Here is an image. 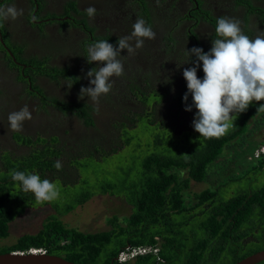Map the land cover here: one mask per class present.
<instances>
[{"label":"trees","instance_id":"trees-1","mask_svg":"<svg viewBox=\"0 0 264 264\" xmlns=\"http://www.w3.org/2000/svg\"><path fill=\"white\" fill-rule=\"evenodd\" d=\"M237 5H240V3H237ZM248 14L257 15L260 21L263 20L264 23V8L247 6L246 15ZM243 18L245 19L246 16ZM242 28V31L246 32L245 35L250 33L246 25ZM107 41L117 46L115 40L107 39ZM18 53L20 54V51ZM31 60H34V58ZM35 61L37 62V60ZM198 71H200V78L202 79L204 76L202 62ZM44 73L48 76V72L45 71ZM54 77V75L51 76V78ZM151 77L146 76L145 81L147 84L152 85L154 79ZM182 80H184L183 84L179 85L181 87L177 89L171 98V101H173L170 102L173 104L172 107H169L171 111L168 109L162 112L160 107H156L157 102H154L148 116L163 117L164 120L162 121L173 122L172 116L185 106L183 96L187 92V82L184 77ZM74 82L76 83V80ZM77 86H81L79 79H77V84L74 87L77 88ZM158 91L166 93L167 90L159 89L155 91V96L159 101L163 95ZM147 99L148 97H145L142 102ZM52 101L55 102L56 100L52 99ZM187 103H191L190 95ZM261 104H264V101H254L245 112L238 115L233 113L236 115L233 129L220 138H200L196 136H200L196 131L191 133V136L188 134V139L185 142L192 140L193 143H196L197 138H199L202 143L198 148L189 151L184 157L171 158V155L164 151L167 148L164 146L168 143V139L163 134L156 136L153 139L152 151L138 160L140 174L136 182H132L128 178V173H125V178L120 184L104 181L93 184V190L88 187L90 183L86 182L81 175H78L79 170L86 168L89 159L94 160V152L100 146L98 141L94 146H89L91 143L87 139L89 138V132L85 131L87 136H85L83 142H80L82 138L67 131L64 125H58V131L63 132L61 143L71 140L73 141V147L76 149L80 143L83 149L87 151L85 155L80 154L79 149L75 151L74 155H70V153L63 155V148L57 147L55 144L59 142V137L46 139L32 138L17 132L12 134V139L24 147V151L10 152L0 148V240L7 237L8 224L13 217L23 212V208H26L28 204L36 205L34 195L30 192H23L17 183L12 180L9 175L12 171L38 174L41 179L59 183L63 189L78 187L80 189L79 193L62 210H58L51 205L57 214L68 213L75 206L87 201L94 193L122 195L123 198V194H128L124 200L132 209L131 213L123 219L122 226L116 223L117 219L112 218L109 221L112 229L100 233H81L72 228H65L55 215H51L47 219L45 218L41 228L34 235H23L11 246L0 247V253L27 252L32 249L44 251L49 255H60L64 260L74 264H125L126 262L117 261L119 254H123L120 247L127 246L125 253L136 248H153L155 244L153 238L158 237L164 241L161 249L155 253L148 252L135 255L133 264H235L245 255L264 248L263 230L257 238L255 237L262 246L258 247L253 242L244 244L245 249L241 251V255L234 258L236 247H240V244L235 242L238 237H232L228 240V233L226 232L228 227L223 228L219 222V219H222V222L228 220L229 224L235 221V223L229 225L232 226V231H234L237 224L245 221L252 220L250 223H253L254 220L262 219L264 221V157L256 161L251 168L254 174H257V177H262V185L258 187L250 185L251 190L249 192L234 195L221 203L219 207L213 205L207 192H202L194 195L196 206L200 207L204 203L207 204L192 215L190 213L192 208L190 210L185 209L180 198L182 197L181 190L187 188L188 180L195 182L203 180L207 166L215 160L231 140L249 135L246 133L248 121L257 115L264 114V112L257 111ZM71 105L68 108L59 109L58 107L57 109L62 113L69 110L68 113L72 112L71 115L85 128H91L97 132L101 131L93 126L91 106L78 102ZM194 112H196L195 108ZM171 113L173 115L168 117ZM135 118L140 120L142 117L136 116ZM148 122L153 124L150 120ZM62 123L65 122L62 121ZM162 123L164 124V122ZM159 126L163 127L165 125L161 124ZM63 127L64 129H62ZM160 131L163 133V130ZM127 133L129 132L125 131V134ZM98 137L101 139L99 135ZM135 138L137 139V137ZM133 157L137 160L135 155ZM57 160L62 163L60 170L54 167ZM94 161L97 162V160ZM134 164H131L130 171L134 169ZM180 171L186 172L185 179L180 177ZM68 182L71 185H68ZM124 188L128 191L127 193ZM10 205L17 208L10 210ZM197 219L200 220L199 224H193L192 221ZM225 243H227L226 246L223 245ZM109 244L113 246L106 247ZM100 256L102 259H100ZM260 264H264V262Z\"/></svg>","mask_w":264,"mask_h":264},{"label":"flooded vegetation","instance_id":"flooded-vegetation-1","mask_svg":"<svg viewBox=\"0 0 264 264\" xmlns=\"http://www.w3.org/2000/svg\"><path fill=\"white\" fill-rule=\"evenodd\" d=\"M236 1L237 3L241 2L242 5L236 6ZM4 2L8 3L7 5H15L17 8L23 9L22 16L15 21H6L3 27H0V39L3 46L0 45L2 58L7 66L6 68L10 69L9 72L14 73L16 78L21 80L18 81V87H13L8 74L3 71L0 63V94L9 105L8 112L18 111L23 107V104L19 105L16 101L18 93H27L29 96L36 98L34 104H28L30 110L32 109L31 105L36 104L40 109L47 107L46 104H52L53 106L57 104L59 109L68 108V106H72L71 104L77 102L88 104L86 100L78 99L80 89L78 86L77 88L74 87L82 73L77 72L78 76L74 73L73 69L80 67V65H74L72 62L75 55L69 51L70 46H74L76 49H80L81 46L82 50H80L83 54L85 50L87 51L88 46L94 42L107 39L117 42L119 37L130 35L133 31L132 25L137 18L146 21V26H150L155 32V39H145L143 47L137 49L135 54L129 55L130 57H127L124 62H129L133 67L140 66L142 71H146V67L152 69L156 66L158 69V63L161 62V68L158 71H161L162 77L165 76L163 79L175 80L178 87H181L179 85L184 82L182 80L184 69L194 66L190 62H186L189 59L193 61L196 59L194 56L190 58L186 49L190 50L193 47L204 45L202 49L208 52L212 46V40L217 38L208 21L212 19L217 21L222 16L236 20L241 18L247 30L253 32V35L250 32L248 36L254 38L261 33L260 28L256 27L260 24L255 25L256 22H260V19L257 21V15L255 14L246 15L247 6L257 8L259 6L255 3L264 4V0H0V7L4 6ZM89 6H93L97 10L94 19L89 18L84 11ZM126 6L127 8L122 11V7ZM244 16H246L245 19ZM58 23L66 25L70 23V30L57 31ZM240 27L243 29V24L240 23ZM174 30L178 31L177 34L182 40L172 35ZM14 45L19 49H15ZM18 51H20V54ZM121 53L125 56L128 55L126 49L122 50ZM47 54L50 56H47ZM57 55L58 62L65 59L68 64L61 67L56 66L52 60H55ZM62 56L64 57L62 58ZM132 57L140 59L142 63L132 61ZM32 58L34 60H31ZM185 59L186 61H184ZM92 63L89 64L86 60L87 67H95ZM72 65L74 66L72 67ZM45 71L48 72V76L45 75ZM149 71L151 72V70ZM53 75L55 77L51 78ZM41 76L50 82H54L55 85L59 81L64 82L67 87L55 88V90L53 86L43 85V83V86L39 87ZM148 76L151 77V75ZM197 76L200 78V71H197ZM68 85H72L70 89ZM52 99H55L57 103L56 101L53 102ZM51 107L49 106V108ZM65 112L68 113L69 110ZM193 112L194 108L189 113ZM33 115L32 112V119L24 122L22 130L27 132H36L42 128L53 130L51 123H43L42 118L33 117ZM91 116L94 120L93 126L97 127L98 122L100 123L99 119L92 112ZM2 121L0 119V124ZM77 123L80 122L73 116L65 123L60 121V124L64 125L67 131L83 139L87 136L85 134L86 129L90 130L91 128H85L82 124L77 125ZM99 128H101L100 125ZM6 130H8V126H6ZM0 131L2 132L1 127ZM10 140L14 141L11 138ZM263 145L261 142L257 143L249 139L231 140L206 168L204 179L207 178L209 169H213L214 184L211 186L206 182L203 191L194 193L191 191V183H201L204 179L199 182L189 179L187 188L181 190L182 197L180 198L183 207L189 210L192 208L190 213L194 215L197 210L207 204L204 203L200 207L196 206L194 199L196 194L207 192L213 205L219 207L221 203L232 196L249 192L251 190L250 185L257 187L262 185V177H257V174H254L251 168L256 161L264 157L262 154H254V152L260 151ZM225 152L233 154L229 160L225 161V165H221L224 164V161L221 164L218 162ZM246 155H248L246 157L247 161H254L249 162L246 170L236 173L234 176L230 172L231 169H229L227 163L231 161L233 166L237 168L238 164L242 162L241 158ZM179 175L182 179H185L186 172L180 171ZM9 208L13 210L17 207L10 205ZM32 208L33 205L28 204L26 208H23V211ZM199 221V219L193 220L192 223L198 225ZM251 221L237 224L236 229L232 231V226L229 225H232L235 221L229 224L228 220L222 222V219H219L223 228L228 227L226 231L228 240L232 237H238L235 242L239 243L240 247H236L234 258L241 255V251L245 249L244 244L253 242L258 247L262 246L256 238L264 230V221L262 219L254 220L253 223H250ZM153 240L155 241L153 248H136L125 253L127 246L120 247L121 253L131 254L130 262L125 264H133L135 255L158 252L164 241L158 237H154ZM223 245L226 246L227 243ZM261 250H264V248L253 251L244 257Z\"/></svg>","mask_w":264,"mask_h":264},{"label":"rangeland","instance_id":"rangeland-1","mask_svg":"<svg viewBox=\"0 0 264 264\" xmlns=\"http://www.w3.org/2000/svg\"><path fill=\"white\" fill-rule=\"evenodd\" d=\"M239 3L242 5L241 2ZM7 4L8 3H5L4 6H6ZM255 4H257V6L261 8H264L263 3ZM127 6L122 7V11H124ZM239 21L241 24H243V26H245V24L242 23L243 21L241 19H239ZM262 21L255 23V25L260 24V26L256 27L260 28L261 32L264 31V23ZM208 23L211 28H213L212 30L215 32L216 21L212 19L211 21H208ZM70 25V23H68L67 25L58 23V28L56 30H70ZM250 32L252 31L250 30ZM177 33L178 31L174 30L172 32V35H174L178 39H181ZM245 33L246 32L244 31V34ZM247 35L249 34L247 33ZM1 42L2 41L0 39V45ZM179 42L183 43L184 41ZM14 47L15 49H19L16 45H14ZM200 47L204 48V45H200ZM80 49L82 50L81 46ZM80 49H76V47L74 46H70L69 48V51H71L75 55L72 62L74 63V65H80V67H75L76 69H73L74 73L77 76V72L82 73V76L79 78L81 87H94V85L90 84V78H87L86 74L92 68L103 66V64L100 62H93L92 64L95 67H87V51L85 50V52L82 54V51ZM47 56L50 55L47 54ZM57 57L58 55L55 57V60H52V62L56 66L61 67L62 65L68 64V61H65V59L58 62ZM63 57L64 56H62V58ZM127 57H130L129 54L125 56L123 53H120V56H118V59H120L123 64V75L119 77L113 76L112 78H110V82L113 85L112 89L108 94L102 95L100 97L99 104H94L89 100V97L87 96L84 97V100H86L88 105L92 107L91 112L95 117L99 119L100 123L98 122L97 128L101 130L100 132H102H97L94 129L86 130V132H89V138L87 139L91 141L89 146H94L96 144V141L99 142L98 145L100 144V146L97 147V151L94 152L93 157L94 160H97V162L93 159H89L86 168L81 169L78 172V175H81L86 180V182L90 183L88 187H90V189L92 190L94 189L92 188L93 184H98L104 181H112L120 184L123 178H125V173H128V178L132 182H136L140 174V172L138 171V169L140 170L138 160L147 156L152 151L153 139L156 136H160L161 134H163V136L168 139L167 142L169 143V145L168 143H166V146L164 147L167 148H165L164 151H167L168 154L171 155V158L179 156L184 157L189 151L198 148L202 143L201 139L199 138H197L196 143H193L192 140H189V142H185L188 139V134L191 136V133H195V130L192 126L195 112L189 113L188 111H185V106H183V109L179 110L175 115H173L172 113L168 115V117H171L173 115L172 123L162 121L164 120L163 117L154 118V116H148L151 108L154 106V102H157L155 105L156 107H160V110L162 112L168 110L169 107L173 106V104L170 102H173L171 101V98L179 88L178 84L175 80L163 79L165 78V76L162 77L160 74L161 71H158V69L161 68V62L158 63V69L156 68V66L152 69L146 67V71H142V68L140 66L133 67L129 62H124ZM186 59L184 61H186ZM131 60L142 63L140 59L135 57H132ZM0 63L3 71L8 74L9 80L10 82H12V86L18 87V81L21 80L17 79L15 74L9 72L10 69L6 68L7 66L4 63L1 52ZM74 65H72V67ZM149 70H151V72ZM147 74L154 76L151 77L152 79H154V81H152V85L147 84V82L145 81L146 76H148ZM156 75L159 76L157 77ZM92 79H94V77H92ZM42 83L43 85L45 84L48 86H53L54 89L67 87L64 82L59 81L55 85L54 82L46 80L43 76H41L40 83L38 84L39 87L43 86ZM81 87L78 86L79 89H81ZM159 89L167 90V92L165 93L164 91H158L163 95V97L158 101L155 96V91ZM145 97H148V99L145 102H142V99H144ZM16 101L19 105L23 104L24 106L28 105L29 103L34 104L36 102V98H34L33 96H29L27 93H18L16 96ZM253 102L251 104H253ZM46 106L48 108L45 107L43 109H40L37 104L31 105V112H33L34 114L33 117L42 118L41 120L43 121V123H51V127L53 128V130H50L49 128H42L36 132H27L26 130H21L17 133L26 134L27 136H31L32 138L39 137L48 139L59 137V142L55 144L57 145V147L63 148V155H66L67 153H70V155H74L77 149L80 150V154L85 155L87 151L83 149V146L80 143L79 147L77 146V149L73 147V141L71 140L66 143H61L63 141L61 137L63 135V132L58 131V125L60 124V121H63L64 119V122L70 120L72 115L69 113L60 112L57 109V105L55 107L52 104H46ZM49 106L52 107L49 108ZM8 107V103L4 101L2 95L0 94V119L3 120L0 124V127L2 128V132L0 131V148L8 150L10 152H23L24 147H22L19 143L10 140V138L12 139V134L16 132H13L9 129L6 130V126H8L7 117L8 114L11 113L7 111ZM263 115H257L248 121L247 132L249 135H246L240 139L254 140L257 143L261 142L264 144ZM136 116H140L142 118L139 120L135 118ZM149 120L152 121L153 124L149 123ZM162 122H164V124ZM78 124L81 125V123H77V125ZM161 124L165 126L160 127L159 125ZM99 125L101 126V128H99ZM160 130H163V133H161L162 131ZM125 131L129 133L125 134ZM98 135L101 137V139L98 137ZM134 136L137 137V139ZM196 136L200 137L199 135ZM159 138L162 139L161 137ZM83 140H85V138L81 139L80 142H83ZM126 140L128 141L126 142ZM232 154L233 153L231 152H225L224 156H222V159L218 163L221 164L224 161V164L221 165H225V161L229 160ZM254 154L264 155V145L262 146L260 151L258 150L254 152ZM134 155L137 160H135V158L133 157ZM247 156L248 155L241 158L242 162L238 164L237 168L233 166V163L231 161L227 163L229 169H231L230 172H232L234 176L236 173H240L243 170H246L248 168L249 162L254 161H247ZM132 163H135L134 169L130 171V166ZM213 172V169H209L207 178L204 179L203 182L191 183V191L194 193L203 191L204 187L206 186V182L207 184L212 186L215 182ZM130 180L128 181V183L130 182ZM52 182L57 185V188L59 190V197L48 205H46L47 202L44 204L36 203V205L33 206L32 209L25 210L19 215H16L12 222L8 224L7 237L0 240V247L11 246L19 237L23 235H34L41 228V225L43 224L45 218L47 219L49 215H55L65 228H72L81 233H100L110 231L112 229V226L109 224L110 219H117L116 223L119 226H122L124 223L123 219L131 213L132 207L124 200L126 198L125 196H127L128 194H123V198L122 195L94 193L87 201H85L81 205L75 206L68 213L57 214L52 206H55V208L58 210H62L66 206V204H69L73 200L74 196L79 193L80 189L78 187L63 189L59 183L55 181ZM68 185H71V183H69ZM125 191L126 193L128 192L126 189ZM112 246V244H109L106 247L110 248ZM58 257L62 258V256L60 255ZM130 257L131 254H119L117 261L125 263L128 262ZM100 259H102L101 256Z\"/></svg>","mask_w":264,"mask_h":264},{"label":"clouds","instance_id":"clouds-1","mask_svg":"<svg viewBox=\"0 0 264 264\" xmlns=\"http://www.w3.org/2000/svg\"><path fill=\"white\" fill-rule=\"evenodd\" d=\"M236 5V3H235ZM89 18L94 19L96 8L89 6L84 9ZM23 15V9L15 5L0 7V27L4 22L15 21ZM130 35L119 37L117 46L100 40L90 44L87 48L86 60L89 64L100 62L103 66L92 68L86 74L90 84L94 87H81L78 99L85 96L94 104H99L102 95L112 89L110 78L123 75V64L118 56L122 50L129 55L135 54L143 47L145 39H155V32L142 18L132 25ZM216 39L208 52L200 47L187 50L189 59L186 63L194 66L185 68L183 77L187 82V92L183 96L185 111L196 109L192 126L200 134V138H220L233 127L236 115L245 112L253 101H264V31L254 38L245 35L240 27V21L219 17L215 27ZM203 78H198L197 71L201 67ZM94 77V79H92ZM72 85H68L69 89ZM191 96V103H187ZM257 111L264 112V104ZM32 119V112L28 105L18 111L8 114V129L13 132L21 131L26 120ZM57 170L62 168L61 161L54 164ZM12 180L25 193H32L37 204L51 203L59 197L57 185L41 179L38 174L12 171Z\"/></svg>","mask_w":264,"mask_h":264},{"label":"water","instance_id":"water-1","mask_svg":"<svg viewBox=\"0 0 264 264\" xmlns=\"http://www.w3.org/2000/svg\"><path fill=\"white\" fill-rule=\"evenodd\" d=\"M264 261V250L242 258L235 264H258ZM0 264H74L61 257L49 255L38 250L27 252L0 253Z\"/></svg>","mask_w":264,"mask_h":264},{"label":"crops","instance_id":"crops-1","mask_svg":"<svg viewBox=\"0 0 264 264\" xmlns=\"http://www.w3.org/2000/svg\"><path fill=\"white\" fill-rule=\"evenodd\" d=\"M256 19H257V21L259 20V17L258 16H256Z\"/></svg>","mask_w":264,"mask_h":264}]
</instances>
